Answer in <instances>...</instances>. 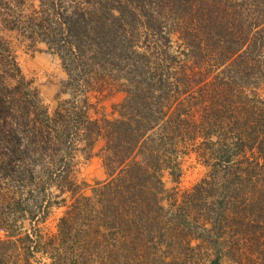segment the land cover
I'll return each instance as SVG.
<instances>
[{
  "label": "rangeland",
  "instance_id": "rangeland-1",
  "mask_svg": "<svg viewBox=\"0 0 264 264\" xmlns=\"http://www.w3.org/2000/svg\"><path fill=\"white\" fill-rule=\"evenodd\" d=\"M53 1L0 0L1 137L14 139L18 131L29 142L39 135L46 113L64 112V101L73 95L82 98L81 90L67 83L59 54L42 40L45 34L31 28L50 24ZM55 1L65 7L81 0ZM214 7H245V0H217ZM143 39L137 44L141 51L146 49ZM182 42L175 33L170 51L180 53ZM212 62L210 75L223 77L225 65ZM230 69L245 74L239 65ZM239 79L233 86L245 89V77ZM259 87L264 95V81ZM98 96L91 92L92 117L112 113L113 103L125 93ZM243 111L236 96L218 111L211 137L216 148L225 137L233 143L236 116L245 120ZM54 129L45 130L52 132L49 142L40 145L33 138L28 150L23 145L17 154L12 151L17 157L0 170V264H264V187L220 179L198 187L210 168L202 155L204 138L179 142L173 154L180 166L178 180L167 169L163 188L134 189L133 194L118 188L117 198L101 201L99 182L107 177L102 157H86L75 129V139L66 144ZM101 146L98 142L93 153ZM215 155L219 161L220 151Z\"/></svg>",
  "mask_w": 264,
  "mask_h": 264
},
{
  "label": "trees",
  "instance_id": "trees-1",
  "mask_svg": "<svg viewBox=\"0 0 264 264\" xmlns=\"http://www.w3.org/2000/svg\"><path fill=\"white\" fill-rule=\"evenodd\" d=\"M215 5L217 0H81L59 7L54 0L49 27L43 22L29 27L45 34L42 40L59 54L67 83L80 89L82 98L73 95L64 101V112L46 113L39 135L29 142L18 131L14 139L0 135V170L17 157L12 151L23 145L28 150L33 138L40 145L49 142L52 132L45 130L54 126L62 143L73 142L75 129L86 157H102L107 177L99 182L101 201L117 198L118 188L130 194L163 188L167 169L178 180L180 166L173 154L187 138L205 141L202 155L210 168L198 187L218 179L264 187V95L259 87L264 81V0H245V7ZM175 33L184 44L178 54L170 51ZM143 37L146 49L141 51L137 44ZM212 60L225 65L223 77L210 75ZM235 65L245 74L231 73ZM240 77H245V89L233 86ZM92 91L100 100L115 91L125 96L113 103L112 113L92 117ZM234 96L245 109V120L237 115L235 140L229 143L225 137L216 148L211 137L218 111ZM30 114L28 109L25 115ZM98 142L100 151L93 153ZM216 151L219 161H214ZM152 196L160 202L157 194Z\"/></svg>",
  "mask_w": 264,
  "mask_h": 264
}]
</instances>
